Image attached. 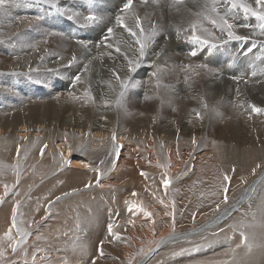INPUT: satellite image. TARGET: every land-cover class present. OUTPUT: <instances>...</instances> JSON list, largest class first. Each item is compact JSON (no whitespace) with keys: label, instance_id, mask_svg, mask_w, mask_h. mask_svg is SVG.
Segmentation results:
<instances>
[{"label":"bare ground","instance_id":"6f19581e","mask_svg":"<svg viewBox=\"0 0 264 264\" xmlns=\"http://www.w3.org/2000/svg\"><path fill=\"white\" fill-rule=\"evenodd\" d=\"M124 2L93 0L89 4L86 0H58L57 6L61 9L82 15L92 12L103 18L102 23L85 28L68 20L67 16L42 0H4L0 5V109H7L0 110V194L3 184L16 182L13 166L17 163V146L21 148V157L25 151L36 153L27 154V159L21 161V179L15 189L19 195L10 194L4 202H0V237L10 227L12 203L20 195L29 203L28 208L23 206V211L30 214V217L24 216L26 219H32L31 216L37 218L41 204L46 201L45 207L50 208L52 213L56 214L55 205L62 203L61 209L64 207L68 211L76 208L83 218L80 221L83 234L78 241L63 233L65 227L66 232L77 231L73 230L72 222L68 221L70 216L63 209L60 222L54 216L53 220L52 217L38 220V226L37 222L31 227L25 225L26 228L21 224L31 234L42 238L50 233L52 225L54 234L47 243L53 248L46 247V242L28 238L26 244L13 254L7 247L8 241L4 240L7 264H33L31 254L36 248L44 251L37 252L35 264H51L53 261L63 264L65 259L74 264L75 257L82 264H92L93 259L96 264H127L129 257L141 248L145 252L150 248L153 251L147 256L135 257L133 264L136 261H142V264H207L208 260L224 254V263L232 264L233 255L229 250L225 251L223 232L220 230L242 217L244 208L235 206L237 212L223 225H219V221L226 215L212 220L200 215L207 213L211 205L219 200V193L215 192L217 175L219 172L228 174L229 187H251L255 184L256 195L252 204L256 209L264 200V114H251L248 108L249 104L255 105L257 90L264 91V58L257 59L264 36L251 37L247 41L230 40L211 50L201 48L197 56L190 57L188 53L197 47L190 39L183 36L178 39L174 31H169L167 35L162 32L149 45L144 62L132 73V80L137 86L125 89L120 96L119 82L110 69L123 76L127 62L122 53L115 51L116 41L120 39L121 49H125L122 46L124 40L132 43L134 52L138 47L134 43L135 38L114 27L111 49L93 46L84 51L74 41L84 39L93 45L99 42L106 34V27L115 25V16L120 14ZM246 2L255 7V0ZM186 6L192 11L199 10L190 0H187ZM179 8L177 11V7L167 0L158 5L133 0V10L146 29L150 27V22L168 28L170 24L191 19L184 11V5ZM232 22L237 26L238 34L247 36H251V29L241 28L240 25L257 23L255 17L245 18L243 13H239ZM49 31L62 35L49 37L47 44L38 43ZM213 31L220 35L217 30ZM253 41L257 43L252 52L243 55L252 47ZM30 43H38L39 50L24 46ZM108 52H111V58ZM133 52L128 50V55L132 56ZM73 54L78 56V60L69 66L67 60ZM85 64L89 65L87 72L84 71ZM189 64L193 67L185 69ZM199 64H206L214 71L194 67ZM153 65L163 70L159 74V86L151 77L156 71ZM29 66L34 69L31 73ZM233 66L236 67L232 69ZM253 72L256 74L253 75ZM186 73L189 77L187 82ZM76 75H82L83 79L73 86ZM109 80L112 81L111 86ZM86 89L91 99L85 96ZM201 97L210 106H215L216 111L206 113L201 106ZM197 112L201 114L199 118ZM113 133L117 138L115 144L120 146L115 166L112 164L116 155L113 152ZM32 134L41 136L35 139ZM81 144L87 145V151H72L70 156L69 147L75 149ZM45 145V154L41 156L40 149ZM61 152L71 163L63 170H57L53 157L58 159ZM36 155L42 157V166L34 170L25 169ZM84 164H88L89 168H85ZM159 164L167 167H160ZM257 164L261 167L256 168ZM254 168L255 173L252 171ZM94 169L103 173L99 184ZM41 170L43 173L40 174ZM141 171L147 175L141 177ZM183 174L185 178L181 177ZM165 175L171 181L167 190L162 185ZM176 177L178 179L174 182ZM87 183L92 186L85 188ZM197 183L205 192V199L192 198L190 201L188 196L193 194V186ZM151 185L160 188L158 198L137 202L153 212L149 221L139 212H129L128 204L121 200L130 197L133 192L145 198L144 188ZM118 186H124L121 190L124 198L111 202L112 197L107 190ZM73 189L77 191L72 192ZM66 192L72 194L62 198ZM58 196L61 199L55 200ZM160 199L165 201L167 208L159 203ZM177 199L181 200L178 204L175 203ZM173 202L175 208L177 205L181 207V214H175L174 221L171 214ZM192 215L199 222L197 225L190 224ZM81 217L79 215L78 219ZM256 217L253 231L264 234L261 214L257 212ZM129 220L134 224L128 223ZM110 223L113 224V231L119 233L120 240L109 236ZM173 223L176 238L168 240L166 238L172 232ZM201 223L205 226L201 227ZM189 232H193L191 237L180 235ZM162 238H165L164 242L157 246L156 242ZM101 240L104 241L102 256L97 250ZM249 240L253 242L251 253L244 245L235 248L236 264L241 261L242 264H264V236L249 233ZM34 245H37L35 249ZM68 247H73L68 253L73 256L64 254ZM207 247L210 250L206 251ZM254 249L262 250L254 252ZM25 250L27 256L24 255ZM193 250L196 255L191 253ZM180 252L183 255L173 259L172 254ZM19 254L22 259L16 260ZM88 254L92 255L87 257Z\"/></svg>","mask_w":264,"mask_h":264},{"label":"snow or ice","instance_id":"6c2138e0","mask_svg":"<svg viewBox=\"0 0 264 264\" xmlns=\"http://www.w3.org/2000/svg\"><path fill=\"white\" fill-rule=\"evenodd\" d=\"M42 2L49 4L52 6L58 13L61 15L67 16V19L70 21H75L79 27L85 28V27H91L94 25H98L103 22V18L89 12L87 15H82L80 13L71 12L67 9H61L58 5V0H42ZM87 3L91 4L93 3V0H86ZM149 0H140L141 4H147ZM187 0H172V6L177 7V11L180 10L179 6L184 5V11L189 13L191 16V19H188L187 21L182 20L180 24H170L168 28H165L163 25H158L156 23L150 22V27L146 29L142 23L140 16L133 10V0H125L123 3V7L120 9V14H117L115 16V25L113 27H106L105 29V35L102 37V39L95 43V45L91 44L89 41L84 39H76L74 42L76 45L79 46L80 49L84 51L90 50L91 47H96L97 49H100L102 47H105L107 49H111L113 47V37L115 36L114 27H119L123 29L124 32L128 33L130 37L135 38L134 43L135 45H138L137 48H135L133 55L129 56L127 50H131L133 48L132 43H129L127 40L123 41V44L125 46V49H121L119 46L121 41L119 38H117V46L115 48V51L117 53H122L124 60L126 63V73L123 76H120L117 74L115 69H110L112 72V76L115 78L116 81L119 82V89H120V96H123L124 90L129 87H136V83L132 80V73L136 72V70L140 67V65L144 62V57L146 55V51L149 48V45L155 40V37L159 36L162 32L167 35L169 31H174L176 37L179 39L182 36L190 39L193 44H195L197 47L193 48L188 55L190 57H195L198 55V52L201 48L207 47L209 50L214 49L217 47L218 44H225L230 40H237V41H247L251 39V37L255 36H264V0H255V7H253L250 3L246 2V0H190V2L195 5L199 10L198 11H192L191 9L187 8L186 6ZM4 3V0H0V5ZM152 4H158L159 0H151ZM239 13H243L244 17L247 18L249 16L255 17L257 23L255 24H248L244 23L241 24V28H248L251 29V36L247 35H240L236 32V25L232 22L237 18ZM145 19H148L145 17ZM207 25H210L211 27H208ZM213 29L217 30L220 35L217 36L215 31ZM62 35L61 33H57L55 31H49L44 35V39L38 43L47 44L48 38L52 36ZM227 37V39H225ZM211 38V39H209ZM38 43H30L26 44L24 46L32 48L34 50L38 49ZM256 41H253L252 47H249L246 52H243L242 54L247 56L249 53L252 52L253 47L256 46ZM261 48H260V55L257 56V59L264 58V41L260 42ZM44 51L47 53L48 49L45 48ZM109 57L111 58V52H108ZM159 55V53H157ZM43 60V57L40 58ZM61 61H63V57L60 58ZM78 60V56L73 54L70 59L67 60V63L69 66L76 63ZM156 67L155 65H153ZM193 65L189 64L185 66V69L192 68ZM197 69L206 70V71H214L212 69H209L206 64H199L194 66ZM89 70V65H84V71L87 72ZM29 73L34 71V69L29 66ZM49 71H52V69H49ZM163 70L159 67H156V71H154L151 74L152 78L156 79V83L159 86V74ZM199 74L198 72L196 73ZM256 73L253 72V75ZM219 75V73H217ZM82 75H76L73 78V86L76 84H80L82 82ZM189 77L187 76V73L185 75V82H187ZM233 79H240L239 77H233ZM151 82V79L150 81ZM108 84L111 86L112 81L109 80ZM71 96V93H69ZM85 96H88L89 99H91L90 92L86 89L85 90ZM75 98V97H73ZM107 103V101H105ZM117 103H119V98L117 99ZM201 106L204 109L206 113L215 112L216 108L215 106H210L203 97H201ZM242 107L243 105H239ZM248 108L252 113L256 114H264V108L257 107L254 104H249ZM195 111V110H194ZM197 117H200V113H196ZM116 135L113 133L112 135V141H113V152L116 154L112 160L113 166L116 165V162L119 158V152H120V146L115 144L116 141ZM192 143L195 145L196 140L193 138ZM47 148V145L42 147L40 149L41 156L45 154V150ZM72 151H81L86 152L87 151V145L81 144L77 146L75 149H72L69 147L68 152L69 155H71ZM17 152V163L13 166L15 171V177L16 182L14 184H3V192L0 194V202H4L5 198H7L10 194L19 195L18 192L15 191L17 188V185L20 183L21 179V171H22V163L21 160L27 158V151L24 152L23 157H21V148L20 146H17L16 149ZM54 162L57 165V170H63V168L66 165H70L71 161L64 156L63 152L60 153L59 158L57 159L55 156L53 157ZM85 168H89L88 164L83 165ZM160 167H167L165 164H159ZM261 165L257 164L256 168H260ZM256 168L252 169L253 173H255ZM96 172V181L97 184H99L100 177L103 175L99 169H94ZM147 174L143 171L140 172L141 177H145ZM223 179L225 181H229L230 177L227 175H224ZM171 181L167 178L165 175L162 179V185L167 190ZM91 183H87L84 185L85 188L91 187ZM77 189H73L72 192H76ZM72 192H66L63 195L68 196L71 195ZM228 188H224V202L227 203L228 197H227ZM137 193L133 192L132 196H136ZM154 195V194H153ZM155 198V196H154ZM61 197H56V200H60ZM49 203H52V201H49ZM126 204L129 206V212H139L141 213L147 220L151 221L153 217V212L148 210L147 206H144L142 204H138L135 201H126ZM159 203L163 205L165 208L168 207L167 204H165V201L163 199L159 200ZM20 204L21 202L19 200L15 201V203L12 206L11 209V225L8 228V230L3 234L2 237H0V264H7V249L3 247V241L7 240L8 245L7 247L11 249V252L15 254L18 249H21L27 242L29 236L31 235V232L29 230H26L25 228L21 227V224L23 223V220L18 221L17 217H23L24 213L20 211ZM219 208V205H217V209ZM50 211V209H45V212ZM257 211L261 214L262 217V226H264V200L261 201V204L257 206L256 211H252L250 213L245 214L246 216L250 215L252 217V220H256ZM172 217L173 221L175 220V205L173 202L172 205ZM42 219H47V217H43ZM128 223L134 224V221L129 220ZM154 223V221H153ZM38 226V222H37ZM249 225L244 224L243 222L240 223L239 227L237 225H232L236 230H239L241 228L247 227ZM31 227V223H30ZM13 230H15V234H13ZM108 233L109 236L112 237L115 240H120L121 237L118 232L113 231V224L108 225ZM241 235L243 237L242 244L247 248L248 252H251L253 247V242L249 240L246 233L241 232ZM42 237L37 236L36 239L40 240ZM175 225L173 223V229L172 232L169 234V236L166 238L168 240L175 239ZM165 238H162L160 241H157L156 244L159 246V244L164 242ZM104 243L103 240L100 241V245L102 246ZM241 245H237V247H240ZM44 249L36 248L35 251L31 254V259L33 261V264H35L37 260V252H43ZM100 252V255H103L102 247L98 249ZM153 249H148L147 252L143 248L139 250L137 253H133L128 261L127 264H133V261L135 257L137 256H147L149 255ZM184 250H182L183 252ZM229 251L233 255L232 264H236V251L235 249H229ZM24 255L27 256L28 253L25 250ZM175 255V253H174ZM41 259H45L42 257ZM63 264H68V261L65 259L63 261ZM92 264H96V260H92ZM136 264H142V261H136ZM227 264V262H225Z\"/></svg>","mask_w":264,"mask_h":264},{"label":"rangeland","instance_id":"374dc122","mask_svg":"<svg viewBox=\"0 0 264 264\" xmlns=\"http://www.w3.org/2000/svg\"><path fill=\"white\" fill-rule=\"evenodd\" d=\"M122 46L125 48L124 44H122ZM124 50H126V49H124ZM130 51L133 52V49L130 50ZM127 52H128V50H127ZM234 67H236V66H233L231 68L233 69ZM231 68H230V70H231ZM242 83H243V81H242ZM38 87H36V88H38ZM263 92H264L263 90H259V91L257 90V92H256V95L257 96H256V103H255V105L257 107H261L262 106V108H264V93ZM258 95H260V96H258ZM259 102H260V104H258ZM0 110H7V109H0ZM17 111L19 112V110H17ZM251 114H255V113H252L251 112ZM239 115H243V114L240 113ZM32 136L35 137V139H37V138H39L41 136V134L39 136H34L32 134ZM30 153H34V152H30ZM30 153H27V154H30ZM34 154H36V153H34ZM15 159L17 160V157H15ZM23 160L25 161V159H23ZM23 160H21V161H23ZM42 161H43L42 157L39 156V155H36L35 157L31 158V163L28 164L25 167V169H31V170L38 169V168H40L42 166ZM39 173L40 174L43 173V170H41ZM224 175H227L228 176V174H223V173H220L219 172V174L216 177V190H215V192H218L219 193V200L217 202H215L214 204L211 205V208L209 210H207V213H201L200 215H201V217L206 218V219H210V220L215 219V218H219L221 216L226 215L221 221H219V225H221V224L223 225L224 223H226L230 219V217L235 212H237V211L234 210V207L235 206H238V209L240 207H243L244 208V214L242 215V217H240L239 219H237L231 225L225 226V229L223 231L220 230V232H223V235H222V238H223V247L225 248V251L227 252L229 249H235L237 247V245H241V246L243 245L242 244L243 237L241 235V232L248 233L247 234L248 238H249V233H252L254 235H261V236H264V234L255 233V231H253V225H254V222L256 220L253 221L252 220V217L250 215H248V216L245 215L247 213H250L252 211H256L257 210L256 207L252 204V198L256 195V189H255V187H253L255 184H253V185L251 184L250 185L251 187H234L232 185L229 187L227 181H225L223 179ZM45 176H46V173L42 176V179H44ZM181 177L182 178H185L186 175L183 174V175H181ZM177 179H178V177L174 178V182ZM201 183H203V182L201 181ZM203 184H205V183H203ZM94 187H96V185ZM123 187L124 186H118L116 188H110V189L107 190L108 191V195L110 197H112V199L110 200L111 202H116L117 201V198H120V199H123L124 198L123 194L121 193V190H122ZM225 187L228 188V192H227L228 200H227V203L224 202V188ZM193 188H194V192H193V194H191V195L188 196V199L190 201L192 200V198L193 199H197V200H204L205 199V192L203 190H201L200 183H197L196 185H194ZM97 189L100 190L101 188H97ZM144 190H145V196H146L145 198L139 196L138 194L134 197L131 194L130 197L125 198L124 200H121V202L122 203H125L126 201H135L137 203L138 201H143L144 199L156 200L158 198L159 194H160V188L157 185H151L150 187H145ZM102 194H103V197L106 198V195L103 192H102ZM154 196H155V198H154ZM64 197L65 196H62V198H64ZM21 198H22V196L20 195V197L17 198V199L21 202V204H20V211L24 213L23 218H22L23 219L22 225L25 228H26V226L27 227L30 226V223H31V225H33V223H36L38 220H44V219H42L43 217H47V218L52 217V220H53L54 216H56L55 218H57V219H55V218L54 219L57 222H60L59 220L63 219V216H62V213H63L62 209H63L70 216V219L68 221L69 222H72L73 230L74 231L77 230V231H75L76 233H73V231L66 232L67 228L65 227L66 229L65 228L63 229V233L65 232L66 237H68V238L69 237L70 238L73 237V239L76 240V241L79 240L78 238L82 237L81 235L83 233L81 234L82 226L80 225V221L83 220V218L81 217V214H79V213L76 212V208H73L72 210H69L68 209V211H67V209H65L64 207L62 209L60 208V206H61L60 204H62V203H58V204L55 205L56 206V214L55 213H52L51 210L48 211V212H45V209H46L45 204L47 203V201H46L45 203L41 204V209L39 211V215H38L37 218L34 219L31 216L32 219H26L24 216L30 217V214L26 210L23 211V206L25 205L28 208L29 203L27 204L26 203V199L22 200ZM55 200H56V198H55ZM179 202H181V200H178V199L175 200V203L178 204ZM14 203H15V201L12 203V206H13ZM217 205H219V208L218 209H217ZM70 207H72V206H70ZM81 208H83V207H81ZM180 210H181V207L179 205H177V207L175 208V214L178 215V213H180L179 212ZM78 214L81 217L80 219H78L79 218V215ZM194 216L195 215H192L191 216V222H190L191 225H197L199 223V222H196L197 220H194ZM22 219L19 218L18 221L19 220H22ZM10 220H11V216H10ZM76 220H77V222H75ZM68 221H67V223H68ZM241 222H243L244 224L249 225V226L244 227V228H241L239 230H236L233 227H231L232 225H237V227H239V225H240ZM10 225H11V223H10ZM80 226H81V229H80ZM200 226L203 227L205 225H204V223H201ZM189 227H191V226L189 225ZM54 229L55 228L51 225V231H50V233L47 234L44 238H42L40 240H37L36 239L37 236H35L34 234H31L29 236V238L30 239H34L36 242H46L47 243V241L50 240L51 235L54 234ZM33 232L36 233V232H40V231H33ZM70 232L73 233L72 234L73 236L71 235ZM14 233H15V230H14ZM68 233H70V234H68ZM191 233H193V232L180 233V235L183 236V237H191L190 236ZM74 234H76V235H74ZM224 239L226 241H224ZM237 240H238V244H235L237 242ZM234 241H236V242L234 243ZM47 245L49 246L48 243L45 246L48 247ZM36 246L37 245H34L33 246L34 247L33 249H35ZM50 246H51V244H50ZM50 246L48 248H51L52 249L53 247H50ZM98 246L99 247L97 248V250L100 248L101 245L98 244ZM101 247L104 248L103 246H101ZM45 249L47 250V248H45ZM72 250H73V247H68V248H66L64 250V254H66V256H73L72 254H68ZM205 250L206 251L210 250V247L205 248ZM261 250L262 249H254L253 251L254 252H258V251H261ZM154 253H155V251H154ZM191 253L193 255L194 254L196 255V253H195L194 250ZM249 253H251V252H249ZM249 253H248V256H249ZM91 255L92 254H90V256ZM182 255L183 254L181 252L180 253H175V255L173 253L172 254V257H173V259H176V258L181 257ZM86 256L88 257L89 254L86 255ZM225 256L226 255L224 254V255H221L219 258L217 257V258H214L212 260H208L207 261V264H213V263L220 264V262H221V264H225L224 263ZM53 257H56L55 256V253L53 254ZM64 257H65V255H64ZM21 259H22V255L19 254L16 257V260H21ZM79 262H80L79 258L75 257L74 264H82V263H79ZM10 263H12V262H10ZM10 263H8V264H10ZM40 264H44V262H40ZM51 264H57V263H55L53 261ZM238 264H242V261H241V263L239 262Z\"/></svg>","mask_w":264,"mask_h":264}]
</instances>
